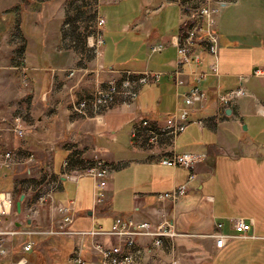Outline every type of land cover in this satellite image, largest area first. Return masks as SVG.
<instances>
[{"label": "crops", "instance_id": "1", "mask_svg": "<svg viewBox=\"0 0 264 264\" xmlns=\"http://www.w3.org/2000/svg\"><path fill=\"white\" fill-rule=\"evenodd\" d=\"M222 1L227 4L216 19L218 76L201 85L209 101L191 116L203 125L171 138L162 131L181 90L172 77L177 35L196 0H0V161L8 152L14 164L0 167V185L12 186L16 202L24 196L18 227L27 229L25 221L27 227L49 228L60 219L55 207L70 203L75 232L109 231L117 215L158 223L166 214L177 237L160 245L137 238L132 264H264V142L247 134L255 120H264V0ZM157 44L162 51L150 52ZM194 69L183 67L186 73ZM257 70L262 75H255ZM146 71L161 78L143 87L132 104L117 96L105 108L88 106L83 115L73 111L75 103L91 100L107 83L119 85L126 74ZM238 88L245 95L223 114L217 96ZM135 127L139 133L133 138ZM150 132L161 135L152 150ZM159 151L205 158L192 169L170 168L157 162ZM94 156L114 169L99 206L93 179L65 178L90 166ZM191 172L196 179L182 199L157 201ZM50 185L56 186L52 204L30 222L27 207ZM238 219L250 224L245 237L216 249L209 238L216 226L222 235L235 236ZM38 237L45 239L33 243L28 264H72L79 245L83 264H101L90 252V237ZM32 239L13 240L14 260ZM99 242L109 246L115 240Z\"/></svg>", "mask_w": 264, "mask_h": 264}, {"label": "built area", "instance_id": "2", "mask_svg": "<svg viewBox=\"0 0 264 264\" xmlns=\"http://www.w3.org/2000/svg\"><path fill=\"white\" fill-rule=\"evenodd\" d=\"M219 0H196V9L191 11V18L182 21L177 35V67L172 73L174 84L178 89L177 108L173 115L169 116L170 124L162 131V135L177 137L184 133L191 125L202 126L201 120H192V114L203 109L209 97L201 85L210 77H217L218 68V44L219 37L216 29V19L220 9L227 3L218 2ZM104 19H100L99 26L104 25ZM104 40L99 35L97 44L101 45ZM162 44L151 45L150 52L157 53L162 51ZM204 56L208 57V61L204 60ZM205 65V69L202 67ZM184 66H191L195 69L190 73L183 71ZM255 75H262L257 70ZM161 78L160 73L146 71L141 74H126L125 78L119 85L115 82H109L102 87L91 100L81 101L74 104L73 111L79 115H83L85 109L91 106L97 110L105 108L112 104L117 96L122 97L125 102L130 105L137 100L140 90L148 85L155 84ZM242 89H234L227 93L217 96L220 104V111H224L232 104L233 101L244 96ZM142 127H147L148 123L143 121ZM18 135L22 133L16 129ZM139 129L133 128L131 137H137ZM151 133V132H150ZM161 135L151 133L148 141L150 150L158 144V138ZM157 162L165 167L176 168L183 167L192 169L197 163H200L204 155H196L192 153H175L159 151L155 153ZM32 162V158L28 160ZM14 164L11 162V154L6 152L0 161L1 168H12ZM67 164H64L66 167ZM114 169L102 161L99 157L94 156L93 162L87 168L66 175V179L75 182L81 177H90L95 182L94 188V203L96 206L102 205L105 201V191L108 185V179ZM196 175L190 173L184 184L175 187L171 191L158 194L157 201L161 203L173 204L182 199L187 191L190 183L195 181ZM56 186L50 185L45 192L38 193L34 202H32L26 210V219L33 221L39 211L48 205L52 204L53 194ZM16 200L12 192L0 191V264H28L26 255L32 251L33 242L27 241L21 246L20 257L17 260L12 258L13 255V240L16 237H54L78 236L81 239L90 237V252L93 255L100 257L101 264H132L135 260L137 252L135 251L136 239L145 237L152 239L155 245H160L162 239H174L177 233L166 214L161 216L158 223L135 222L129 217L117 215L113 218V225L109 231L101 229H93L90 231L75 232L71 230L73 222V205L56 206L55 210L60 215V219L50 225L49 228H41L40 226L30 224V229H21L23 223L18 222L16 217ZM18 223L20 227H18ZM27 225L24 221V228ZM217 232L209 238H212L216 249H222L229 240L234 238H244L250 224L238 219L233 223V229L236 232L235 236H225L221 234V225L216 226ZM112 238L115 243L105 246L99 242V239ZM80 245L75 249L72 264H83L80 258ZM172 264H178L174 261Z\"/></svg>", "mask_w": 264, "mask_h": 264}, {"label": "rangeland", "instance_id": "3", "mask_svg": "<svg viewBox=\"0 0 264 264\" xmlns=\"http://www.w3.org/2000/svg\"><path fill=\"white\" fill-rule=\"evenodd\" d=\"M221 3H226L227 1H222L219 0L218 2ZM196 3L193 4L191 10L194 11L196 9ZM252 126L254 127L253 129H251V131H249L247 134L253 139V141L257 140V141H263L264 142V120H255L252 123ZM257 144V143H255ZM90 178V177H89ZM92 179V178H91ZM96 185V182H95ZM12 189V186L9 183H2L0 185V191H9ZM27 229H29V227H26ZM33 239L31 241H34L33 243L36 244L37 242L43 241L44 239L42 237H38L36 240L34 237H32ZM42 238V239H41ZM36 240V242H35Z\"/></svg>", "mask_w": 264, "mask_h": 264}, {"label": "water", "instance_id": "4", "mask_svg": "<svg viewBox=\"0 0 264 264\" xmlns=\"http://www.w3.org/2000/svg\"><path fill=\"white\" fill-rule=\"evenodd\" d=\"M226 114L228 115L229 114V111H227ZM23 199H24V196H20L19 200L15 204L16 212L18 214H20V212H21V202L23 201Z\"/></svg>", "mask_w": 264, "mask_h": 264}, {"label": "bare ground", "instance_id": "5", "mask_svg": "<svg viewBox=\"0 0 264 264\" xmlns=\"http://www.w3.org/2000/svg\"><path fill=\"white\" fill-rule=\"evenodd\" d=\"M230 115H232V114H230Z\"/></svg>", "mask_w": 264, "mask_h": 264}, {"label": "trees", "instance_id": "6", "mask_svg": "<svg viewBox=\"0 0 264 264\" xmlns=\"http://www.w3.org/2000/svg\"><path fill=\"white\" fill-rule=\"evenodd\" d=\"M28 255V254H27Z\"/></svg>", "mask_w": 264, "mask_h": 264}]
</instances>
